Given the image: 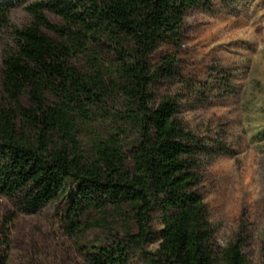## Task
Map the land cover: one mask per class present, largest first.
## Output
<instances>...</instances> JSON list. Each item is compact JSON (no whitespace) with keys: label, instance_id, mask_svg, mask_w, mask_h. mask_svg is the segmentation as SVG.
I'll return each instance as SVG.
<instances>
[{"label":"trees","instance_id":"16d2710c","mask_svg":"<svg viewBox=\"0 0 264 264\" xmlns=\"http://www.w3.org/2000/svg\"><path fill=\"white\" fill-rule=\"evenodd\" d=\"M211 1L0 0V195L27 214L67 199L60 215L83 233L102 226L87 214L124 220L84 247L88 264H250L241 238L215 242L198 191L204 140L178 98L154 92L177 74L175 56L155 64V52ZM21 4L30 21L17 26Z\"/></svg>","mask_w":264,"mask_h":264},{"label":"rangeland","instance_id":"374dc122","mask_svg":"<svg viewBox=\"0 0 264 264\" xmlns=\"http://www.w3.org/2000/svg\"><path fill=\"white\" fill-rule=\"evenodd\" d=\"M10 19L23 26L30 16L21 4ZM7 43L0 31V76ZM166 55L175 56L177 74L158 80L154 92L178 98L180 117L204 140L198 191L215 242L223 247L241 238L250 264H264V0H212L191 9L180 44L161 45L154 63ZM66 202L27 214L0 195V264H88L84 247L106 243L125 227L124 220L104 223L91 213L81 222L102 226L84 233L71 228L60 215ZM128 264H141V257Z\"/></svg>","mask_w":264,"mask_h":264}]
</instances>
